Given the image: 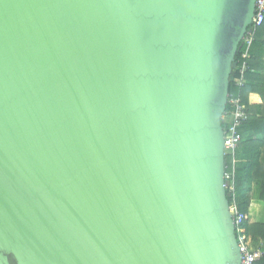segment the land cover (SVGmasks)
<instances>
[{
  "label": "water",
  "instance_id": "95a60500",
  "mask_svg": "<svg viewBox=\"0 0 264 264\" xmlns=\"http://www.w3.org/2000/svg\"><path fill=\"white\" fill-rule=\"evenodd\" d=\"M255 0H0V264H240L222 116Z\"/></svg>",
  "mask_w": 264,
  "mask_h": 264
},
{
  "label": "trees",
  "instance_id": "16d2710c",
  "mask_svg": "<svg viewBox=\"0 0 264 264\" xmlns=\"http://www.w3.org/2000/svg\"><path fill=\"white\" fill-rule=\"evenodd\" d=\"M241 51L235 56L228 94L241 99L248 116L238 128L241 138L234 154H225L224 163L229 172L233 167L235 171L232 204L241 215L248 217L251 203L264 204V23L251 44L248 70L243 85L238 88L234 79ZM253 96H256V102L252 100ZM228 110L226 105L225 112ZM222 126L225 129L227 124ZM227 199L229 202L230 197ZM242 227L252 245L264 243V221L250 224L246 219L242 221ZM254 264H264V256Z\"/></svg>",
  "mask_w": 264,
  "mask_h": 264
},
{
  "label": "built area",
  "instance_id": "2783aa9c",
  "mask_svg": "<svg viewBox=\"0 0 264 264\" xmlns=\"http://www.w3.org/2000/svg\"><path fill=\"white\" fill-rule=\"evenodd\" d=\"M264 23V0H255L254 14L251 23L245 32L243 38L238 47L240 53V60L238 61L237 77L234 79L235 87H241L244 82V74L248 70L247 61L249 59V50L254 40L256 33ZM232 74V73H231ZM227 106L229 110L224 112L222 116V122L227 124V127L223 129L224 139V151L225 154H234L235 149L240 141V134L238 128L246 121L248 113L241 99L233 97L228 94ZM234 167L230 172L225 167L224 182L226 187V193L230 197L228 202L229 213L232 217L234 224V232L236 236V242L241 255L240 264H254L264 256V243L259 242L258 247L253 248L251 240L245 235V230L242 227V221L248 220L247 216L241 215L233 203V192H234Z\"/></svg>",
  "mask_w": 264,
  "mask_h": 264
},
{
  "label": "rangeland",
  "instance_id": "374dc122",
  "mask_svg": "<svg viewBox=\"0 0 264 264\" xmlns=\"http://www.w3.org/2000/svg\"><path fill=\"white\" fill-rule=\"evenodd\" d=\"M225 122H222L224 124ZM258 206L250 205L249 213L251 219H248V222H263L264 220V204H257ZM252 245V244H251ZM253 248L258 247L257 243L256 245H252Z\"/></svg>",
  "mask_w": 264,
  "mask_h": 264
},
{
  "label": "crops",
  "instance_id": "0c3cea01",
  "mask_svg": "<svg viewBox=\"0 0 264 264\" xmlns=\"http://www.w3.org/2000/svg\"><path fill=\"white\" fill-rule=\"evenodd\" d=\"M256 96H253V98H252V100L254 99V102H256L257 100H256V98H255ZM258 99V98H257ZM252 205H254V206H258L257 205V203H251ZM250 204V205H251ZM250 211V210H249ZM248 219H251V217H250V213L248 214V217H247ZM264 221V220H263ZM259 222V221H258ZM262 222V221H261ZM250 224H251V222H249ZM252 223H256V222H252Z\"/></svg>",
  "mask_w": 264,
  "mask_h": 264
},
{
  "label": "flooded vegetation",
  "instance_id": "af4514ba",
  "mask_svg": "<svg viewBox=\"0 0 264 264\" xmlns=\"http://www.w3.org/2000/svg\"><path fill=\"white\" fill-rule=\"evenodd\" d=\"M223 125V124H222ZM224 155H225V151H224Z\"/></svg>",
  "mask_w": 264,
  "mask_h": 264
},
{
  "label": "clouds",
  "instance_id": "9594fccd",
  "mask_svg": "<svg viewBox=\"0 0 264 264\" xmlns=\"http://www.w3.org/2000/svg\"><path fill=\"white\" fill-rule=\"evenodd\" d=\"M228 196V195H227Z\"/></svg>",
  "mask_w": 264,
  "mask_h": 264
}]
</instances>
